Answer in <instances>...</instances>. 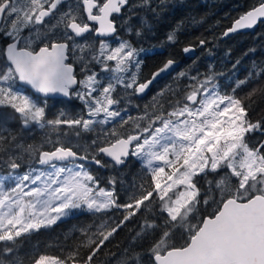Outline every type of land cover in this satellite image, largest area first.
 I'll return each mask as SVG.
<instances>
[{"label":"snow or ice","instance_id":"6c2138e0","mask_svg":"<svg viewBox=\"0 0 264 264\" xmlns=\"http://www.w3.org/2000/svg\"><path fill=\"white\" fill-rule=\"evenodd\" d=\"M171 2L0 0V264H264V140L252 142L264 119H252L256 88L238 94L264 81V65L242 78L239 60L231 74L211 63L181 70L129 111L177 65L169 56L140 79L148 16ZM260 24L264 0H250L212 40ZM182 26L161 47L178 44ZM210 42L182 52L212 56ZM57 96L79 110L53 111ZM92 165L110 175L102 181ZM77 213L92 222L74 225L58 254L21 256L34 233ZM130 225L127 243L109 250Z\"/></svg>","mask_w":264,"mask_h":264},{"label":"trees","instance_id":"16d2710c","mask_svg":"<svg viewBox=\"0 0 264 264\" xmlns=\"http://www.w3.org/2000/svg\"><path fill=\"white\" fill-rule=\"evenodd\" d=\"M249 3L250 0H172L169 7L158 18L149 15L148 22L151 24L152 33L143 39L141 44L137 45L152 50L142 54L144 60L141 67V81L151 78V74L162 66L169 56H173L182 64L172 75L157 82L146 97L136 99L134 103L138 104L140 108H130L131 114L136 115L143 109L144 105L149 104L152 96L160 89L173 84L176 73L181 70L189 71L194 75L197 71H206L211 63L215 66L216 71L231 74L233 71L232 64L239 60L240 64L236 71L242 78L251 68L253 62L264 65V24H260L249 33L237 34L229 39L212 40L213 37H220L222 31L231 24V18L242 12ZM193 18H195V22ZM181 22H183V26L178 34L179 43L176 45L166 44L161 47V42L165 40L166 35ZM202 38H208L211 41L207 47L212 49V56H209L205 48L201 47H196L190 56L182 52L184 46L189 43L196 45ZM2 43L0 41V45ZM253 49L254 51H250ZM262 85H264V81L254 82L242 90H238L239 96L243 98L252 92L253 88L257 89L252 95L254 101L253 120L264 119V94L259 92ZM48 103L53 111L62 107H67L69 110H79L80 107L79 101L76 100H49ZM6 111L0 110V121L6 118L3 114ZM260 140H264V136L258 133L254 134L252 142L258 143ZM129 167L135 171L137 165L133 163ZM91 168L102 181L110 175L108 169L97 168L95 165H92ZM92 219L87 214L77 213L75 217L58 223L51 229H42L39 233H34L21 248V256L35 250L58 254V244L64 240L65 235L70 234V229L74 225L83 226L91 223ZM131 228L132 225L124 229L115 238L113 244L109 245V250H116V242H119L120 246L123 247L130 236L134 234L130 231ZM144 247L146 248L147 245L145 244ZM100 259L103 260L104 257L101 256Z\"/></svg>","mask_w":264,"mask_h":264},{"label":"water","instance_id":"95a60500","mask_svg":"<svg viewBox=\"0 0 264 264\" xmlns=\"http://www.w3.org/2000/svg\"><path fill=\"white\" fill-rule=\"evenodd\" d=\"M258 26H259V25H258ZM258 26H257V27H258ZM257 27H256V28H257ZM254 29H255V28H254ZM254 29H252V30H246V31H243V32H238V33H236V34L231 35L230 37H232V36H234V35H237V34L249 33V32H251V31H253ZM230 37H228V38H224V39H229ZM193 52H194V51H193ZM193 52L188 53L187 55L190 56L191 54H193ZM181 64H182V62L177 61V65L175 66V70L172 72V74H173V73H174V72H175V71L181 66ZM167 76H169V75L166 73V74L162 75L161 77H159V78L157 79V81H156V82L150 87V89L147 91V93L143 96V98L147 96V94L151 91V89L153 88V86H154L157 82H159L160 80L166 78ZM54 99H56V100H60V99H65V100H67L66 98H64V97H62V96L53 97V98H50L49 100H54Z\"/></svg>","mask_w":264,"mask_h":264},{"label":"flooded vegetation","instance_id":"af4514ba","mask_svg":"<svg viewBox=\"0 0 264 264\" xmlns=\"http://www.w3.org/2000/svg\"><path fill=\"white\" fill-rule=\"evenodd\" d=\"M54 100H56V99H54Z\"/></svg>","mask_w":264,"mask_h":264}]
</instances>
